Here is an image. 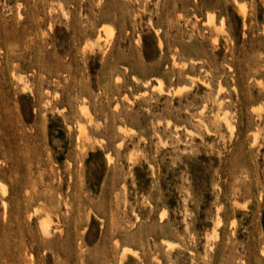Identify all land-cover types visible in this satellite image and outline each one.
<instances>
[{
  "label": "rangeland",
  "instance_id": "obj_1",
  "mask_svg": "<svg viewBox=\"0 0 264 264\" xmlns=\"http://www.w3.org/2000/svg\"><path fill=\"white\" fill-rule=\"evenodd\" d=\"M0 264H264V0H0Z\"/></svg>",
  "mask_w": 264,
  "mask_h": 264
},
{
  "label": "bare ground",
  "instance_id": "obj_2",
  "mask_svg": "<svg viewBox=\"0 0 264 264\" xmlns=\"http://www.w3.org/2000/svg\"><path fill=\"white\" fill-rule=\"evenodd\" d=\"M242 3H243V2H242ZM211 15H212V14H211ZM160 87H161V86H160ZM82 134H83V133H82ZM84 134H85V133H84ZM85 136H86V135H85ZM82 137H83V136H82ZM82 137H81V139H83ZM44 229H45V226H44ZM124 249L127 250V248H124ZM125 252H126V251H125ZM126 253H128V252H126Z\"/></svg>",
  "mask_w": 264,
  "mask_h": 264
}]
</instances>
